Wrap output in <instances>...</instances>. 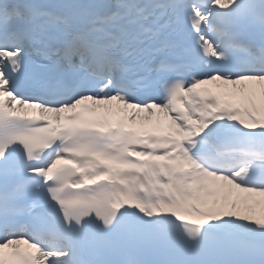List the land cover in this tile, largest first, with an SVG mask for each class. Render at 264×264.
<instances>
[{
  "label": "snow or ice",
  "instance_id": "6c2138e0",
  "mask_svg": "<svg viewBox=\"0 0 264 264\" xmlns=\"http://www.w3.org/2000/svg\"><path fill=\"white\" fill-rule=\"evenodd\" d=\"M0 264H264V0H0Z\"/></svg>",
  "mask_w": 264,
  "mask_h": 264
}]
</instances>
